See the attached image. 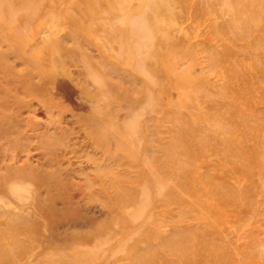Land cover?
I'll return each instance as SVG.
<instances>
[{
  "label": "rangeland",
  "instance_id": "1",
  "mask_svg": "<svg viewBox=\"0 0 264 264\" xmlns=\"http://www.w3.org/2000/svg\"><path fill=\"white\" fill-rule=\"evenodd\" d=\"M0 264H264V0H0Z\"/></svg>",
  "mask_w": 264,
  "mask_h": 264
},
{
  "label": "bare ground",
  "instance_id": "2",
  "mask_svg": "<svg viewBox=\"0 0 264 264\" xmlns=\"http://www.w3.org/2000/svg\"><path fill=\"white\" fill-rule=\"evenodd\" d=\"M59 78V77H58ZM63 78V77H62ZM51 82H53V80L51 81ZM54 83V82H53ZM55 85V84H54ZM74 86V85H73ZM50 89V88H49ZM50 91V90H49ZM52 91V90H51ZM72 92V91H71ZM51 93V92H50ZM81 93V92H80ZM52 95V94H51ZM81 96V95H80ZM73 98H75V97H73ZM78 98V97H77ZM81 98V97H80ZM76 99V98H75ZM74 99V100H75ZM79 99V98H78ZM92 100V99H91ZM79 101V100H78ZM93 101H95V100H93ZM77 102V101H76ZM83 102H84V100H83ZM86 102V101H85ZM97 102V101H96ZM56 103V102H55ZM65 103V102H64ZM88 104V103H87ZM86 104V105H87ZM61 105V104H60ZM63 105V104H62ZM89 105V104H88ZM92 107V106H91ZM95 108V107H94ZM102 110V109H101ZM76 113H78V112H76ZM75 113V114H76ZM84 113V112H83ZM87 114V113H86ZM102 114V113H101ZM77 115V114H76ZM88 115V114H87ZM99 115V114H98ZM97 115V116H98ZM105 115V114H104ZM92 116H94V115H92ZM89 117V116H88ZM105 117V116H104ZM83 118V117H82ZM95 118V117H94ZM89 121V120H88ZM96 121H98V120H96ZM102 120L100 119V122H98L99 124L98 125H100V128H101V130L102 131H104L105 133H110L109 135L111 136V137H114V139L116 138V136L111 132V131H109L108 129H107V127H106V125H105V123H103V122H101ZM90 122V121H89ZM95 124V123H94ZM95 128H96V126H95ZM110 128H111V126H110ZM109 132H108V131ZM107 131V132H106ZM103 133V132H102ZM102 133H101V135H102ZM107 137V136H106ZM113 144H114V142H113Z\"/></svg>",
  "mask_w": 264,
  "mask_h": 264
}]
</instances>
